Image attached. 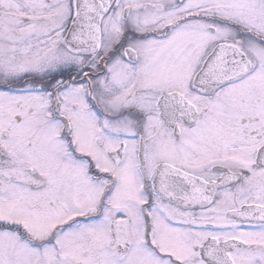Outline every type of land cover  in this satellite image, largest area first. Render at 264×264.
I'll return each instance as SVG.
<instances>
[{"label":"snow or ice","instance_id":"obj_1","mask_svg":"<svg viewBox=\"0 0 264 264\" xmlns=\"http://www.w3.org/2000/svg\"><path fill=\"white\" fill-rule=\"evenodd\" d=\"M0 264H264V0H0Z\"/></svg>","mask_w":264,"mask_h":264}]
</instances>
